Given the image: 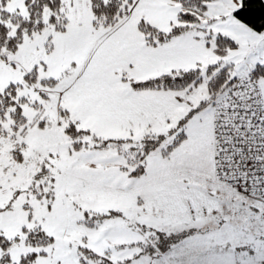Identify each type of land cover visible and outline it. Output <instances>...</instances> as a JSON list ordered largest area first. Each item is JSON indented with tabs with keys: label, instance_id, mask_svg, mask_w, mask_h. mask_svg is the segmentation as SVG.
<instances>
[{
	"label": "snow or ice",
	"instance_id": "6c2138e0",
	"mask_svg": "<svg viewBox=\"0 0 264 264\" xmlns=\"http://www.w3.org/2000/svg\"><path fill=\"white\" fill-rule=\"evenodd\" d=\"M0 264H264V0H0Z\"/></svg>",
	"mask_w": 264,
	"mask_h": 264
}]
</instances>
